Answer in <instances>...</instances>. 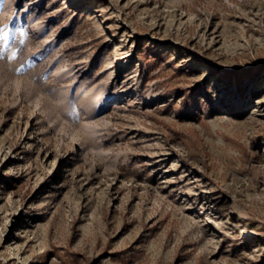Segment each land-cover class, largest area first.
Segmentation results:
<instances>
[{
	"label": "rangeland",
	"instance_id": "374dc122",
	"mask_svg": "<svg viewBox=\"0 0 264 264\" xmlns=\"http://www.w3.org/2000/svg\"><path fill=\"white\" fill-rule=\"evenodd\" d=\"M0 1V264H264V0Z\"/></svg>",
	"mask_w": 264,
	"mask_h": 264
},
{
	"label": "snow or ice",
	"instance_id": "6c2138e0",
	"mask_svg": "<svg viewBox=\"0 0 264 264\" xmlns=\"http://www.w3.org/2000/svg\"><path fill=\"white\" fill-rule=\"evenodd\" d=\"M0 39H4L2 36H0ZM9 40H10V37H9V39H8V41H7V44L9 43ZM7 44H5V45H7Z\"/></svg>",
	"mask_w": 264,
	"mask_h": 264
},
{
	"label": "bare ground",
	"instance_id": "6f19581e",
	"mask_svg": "<svg viewBox=\"0 0 264 264\" xmlns=\"http://www.w3.org/2000/svg\"><path fill=\"white\" fill-rule=\"evenodd\" d=\"M2 2L0 1V4H1Z\"/></svg>",
	"mask_w": 264,
	"mask_h": 264
}]
</instances>
